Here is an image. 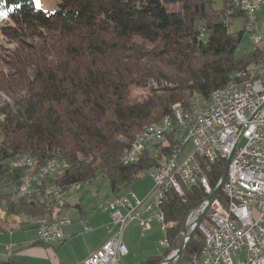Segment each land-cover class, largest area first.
Segmentation results:
<instances>
[{
	"label": "trees",
	"instance_id": "obj_1",
	"mask_svg": "<svg viewBox=\"0 0 264 264\" xmlns=\"http://www.w3.org/2000/svg\"><path fill=\"white\" fill-rule=\"evenodd\" d=\"M58 1V8L50 11L37 8L34 0H0V12L7 13L3 17L21 27L46 29L41 33L44 45L26 53L29 59H20L24 53L19 52L5 63L7 69H0V88L12 99L0 106V208L11 216L50 214L55 219L58 208L40 194L17 200L22 170L11 168L10 160L24 154L57 157L69 163L60 185H82L105 175L112 192L122 194L161 165V155L166 158L174 143L170 139L160 156L147 152L138 163L124 164L123 152L136 132L172 114L175 103L190 109L196 96L209 99L264 51L258 44L237 53L246 29L232 31L231 26L235 17L246 21L247 16L234 0ZM152 78L178 86L151 88L147 98L133 100L132 87L147 86ZM226 162L202 163L213 189ZM209 195L201 185L182 196L169 193L164 211L174 224L168 230V249L139 264H158L179 248L190 212ZM217 197L225 200L222 189ZM204 244L197 227L173 264H185ZM0 264L27 263L11 255L0 258Z\"/></svg>",
	"mask_w": 264,
	"mask_h": 264
},
{
	"label": "built area",
	"instance_id": "obj_2",
	"mask_svg": "<svg viewBox=\"0 0 264 264\" xmlns=\"http://www.w3.org/2000/svg\"><path fill=\"white\" fill-rule=\"evenodd\" d=\"M244 3L246 12L253 13L259 24V34H250L251 42L258 45L260 39H264V0H244ZM210 102L211 110H197L199 125L196 128L188 127L185 107L178 110L182 140L178 141L177 153L172 155L167 168L152 175V195L148 199H141L130 189L107 200L114 201V208H107V201L105 207L119 223V229L101 248L79 264H115L120 256L128 253L123 242L125 226L135 220L146 225L144 214L151 211L152 217L165 232L164 242L168 245V230L174 224L166 219L164 211L168 194L182 196L187 189L198 185L211 194L215 188L211 187L202 163L213 164L229 157L227 175L219 181L225 200L217 197L218 194L210 203L207 198L188 216L189 232L199 227L204 234L205 244L200 254L193 255L185 264H264V80L260 84H251L245 90L220 91L210 98ZM165 130H171V120L167 126H154L152 130L144 132L135 160L147 152L163 151ZM147 140H154L152 151H144ZM189 143L193 148L187 151ZM33 164H40L41 172H32L30 177H25V184L17 186L15 196L20 199L38 194L39 183L56 181L52 180V173H59L61 177L69 167L68 162H61L57 157L19 159L17 164H10V167H32ZM58 201L65 202V198ZM207 206L202 219L195 223ZM70 223L68 220H48L35 225L40 241L62 243L68 238L63 226ZM81 223L87 231L92 229L85 219H81ZM1 246L0 243V255ZM11 246L4 244L8 254H11ZM240 254L245 258L242 259Z\"/></svg>",
	"mask_w": 264,
	"mask_h": 264
},
{
	"label": "crops",
	"instance_id": "obj_3",
	"mask_svg": "<svg viewBox=\"0 0 264 264\" xmlns=\"http://www.w3.org/2000/svg\"><path fill=\"white\" fill-rule=\"evenodd\" d=\"M74 193L75 191L67 194V203L64 207H61V209L52 202L54 206L58 208V212H55V214H57L56 218L64 214L71 219L70 224L63 226V230L68 238L62 243H44L40 241L36 225L31 221L32 217H35V215L26 214L24 215L25 218H23V216L20 215L11 216L6 211L0 210V235H2L0 240L2 245L0 258L7 259L11 255H15L21 257L27 264H79L101 248L116 234L119 229V223L112 218L109 209H107L104 204H97L94 201H85L82 196L80 202L77 204L78 210L72 209L69 199ZM114 196L116 195L113 193L112 198ZM109 199H111V197ZM84 202L88 204L87 207L84 206ZM152 215L153 211L144 214L146 218V225L144 226L137 220L125 226L123 242L128 248V253L120 256L115 264H139L148 256L159 255L153 254L157 251V248H152L150 245L140 246L141 239L146 240L148 237L153 238L161 228L158 221L155 220ZM3 216H8V220ZM41 216L54 219L50 214ZM81 219H85L89 223L92 227L90 231L85 229V226L81 223ZM17 222H22V224L27 227L20 226L23 232L16 237L17 232L14 228L18 227V224H20ZM24 228H33L36 234L32 232L31 235L30 232H26ZM15 237L24 244L15 243L11 240V254H8L4 249V244L7 243L5 241ZM77 242H82L83 246L80 248L75 247Z\"/></svg>",
	"mask_w": 264,
	"mask_h": 264
},
{
	"label": "rangeland",
	"instance_id": "obj_4",
	"mask_svg": "<svg viewBox=\"0 0 264 264\" xmlns=\"http://www.w3.org/2000/svg\"><path fill=\"white\" fill-rule=\"evenodd\" d=\"M217 4L220 6L222 5V2L219 1ZM41 5H42L41 8L45 10L54 11L55 9L58 8L59 1L58 0H41ZM246 21H247V17H246ZM246 21H245L244 16L235 17L233 19V24L231 26L232 31L244 30V28L246 29V31L244 32L243 40L240 43L238 51H237L239 55H242L246 52H250L254 48V44L250 40L251 33L246 28L247 26ZM41 33L45 34L46 29L38 28L35 24H31L30 26L27 25V26L21 27L12 18L3 17L2 15H0V69H3V66L5 67L7 65L5 63L7 61H10V59H14V57L19 52L20 54L24 53L19 56L20 59H29L28 56L31 53V50L32 49L34 50L36 47L40 49L39 46H43L45 43V39H44L45 37H42ZM259 44L264 45L262 42H259ZM26 53H29V54H26ZM5 69H7V67H5ZM6 71L9 72L8 70ZM16 71H19V69L14 70V72ZM176 86H178L177 83H174L173 81H170L168 79L152 78L148 81L147 86H133L131 89V97L133 100L142 101L145 98H147L148 95H150L151 88L159 90V89L166 88V87H176ZM196 95L197 94L195 93L193 98ZM11 101H12L11 96L6 91L0 88V106L3 105L5 102H11ZM195 101L203 102L204 100H202L199 97L197 98L196 96ZM192 148H193V145L191 143H189L186 146L187 151L191 150ZM159 154L160 152H155V151L151 152L152 156H158ZM183 155H185V153ZM161 157H162L161 162H163L165 158L163 155H161ZM11 162L12 160H10L9 163ZM79 188H78L79 190L77 189V191L74 190L75 191L74 195H72V197L69 199L72 209L78 210L77 204L78 202H80L81 196L83 197V200L85 201H88V202L94 201L97 204L98 203L102 205L104 204V206L106 204V201L109 200L110 197L112 198L113 196V193L109 187L108 178L105 175H99L96 179L90 181L89 183L87 184L83 183L81 187ZM130 189H132L133 192L137 195V197L141 199L150 198V196L152 195V191L154 189V179L152 177L151 170H148L147 172L142 174L141 178H139ZM221 199H224V198H221ZM84 203H85L84 206L87 207L88 204L86 202ZM0 210L6 211L4 207H1ZM24 215L26 214H21L20 216H23V218H25ZM3 217H5V219L9 218L8 216H3ZM17 223H20V224H18V227L15 226L16 228H14V230H16L17 232L16 237L19 236V234L23 232L20 226L27 227L26 225L22 224V222H17ZM24 229L26 232H30L31 235H32V232L36 234L33 228H24ZM186 229H187V222H186V228L184 232L181 233L178 239L180 244L182 243ZM1 237L2 235H0V240H1ZM16 237L7 239V241H5L7 243L5 244H10L11 240L14 241L15 243H23L20 240H18ZM165 238H166V234L162 230V228H160L158 230V233L155 234L153 238L148 237L146 240L141 239L140 246L150 245L152 246V248H157V251L154 252L153 254L164 255L168 249V247L166 246L164 242ZM82 246H83L82 242H77L75 244V247L77 248H80ZM177 249L178 248L173 249L172 251L177 250ZM172 251L170 252V254L172 253ZM241 256L243 257L242 254H240V257ZM244 258L245 257H243L242 259ZM176 261H173L170 264L176 263ZM246 264H249V263H246Z\"/></svg>",
	"mask_w": 264,
	"mask_h": 264
},
{
	"label": "bare ground",
	"instance_id": "obj_5",
	"mask_svg": "<svg viewBox=\"0 0 264 264\" xmlns=\"http://www.w3.org/2000/svg\"><path fill=\"white\" fill-rule=\"evenodd\" d=\"M234 3L237 6H239L247 16V26H246L247 30L250 33L252 32V34H259V24L254 19L253 13L246 12L244 0H234ZM259 42H262L264 44V39H260ZM263 80H264V51L254 65L249 66L246 69H242L234 72L230 76L229 83L225 87L214 91L210 98H213V95L219 93L220 91L245 90L248 87H250L251 84H260V82ZM210 98L204 99L203 102L196 101L190 109H186V116L188 118L189 128H196L199 125V113L197 110L200 111L211 110ZM182 107L183 105L181 102L175 103L172 106V114H167L160 121L152 122L142 127L140 130H138L130 146H128L124 150L121 158L122 162L124 164H135L138 163L140 160H142L143 156L137 157V160H135V157L139 152V144L142 143L143 133L152 130L154 126H167L169 124V120H171V130L164 131V140H165V144L167 142H170L169 141L170 139L173 140L172 142L174 143L172 145V149L161 165L155 166L154 168L151 169V174L155 175L159 170L166 169L172 159V155L177 153L178 141L182 140V122H181V116L180 114H178V110H181ZM0 119H4V116H1ZM151 145H154V140H147L144 143V151ZM19 159L32 160L34 159V157L27 154L19 155L18 157L14 158L10 164H17ZM61 162H65V161L61 160ZM68 168L65 171H63L61 177H59V173H52V180H56V181L39 183L38 194L42 195L44 199L53 202L55 205H57V207L59 206L60 209L61 207L65 206V203H67L66 202L67 201L66 197L68 196L67 194L72 193V191L77 190L79 187H81V184H79L78 182L67 185H60L58 183V181L66 175ZM15 169L22 170L21 178L19 179L20 180L19 185H23L25 184V177H30L32 172H41V165L33 164L32 167L31 165H20L18 166V168ZM69 187H75V189H69ZM15 197L20 199L19 196H15ZM59 198H65V202L58 201ZM107 208H114V201H107ZM48 220H56V222H64L67 220L71 221V219L65 215L56 219H51L47 216H41V215L32 217L31 219V221L34 222L35 224L46 222ZM193 223L194 222L191 223L192 228L194 227Z\"/></svg>",
	"mask_w": 264,
	"mask_h": 264
},
{
	"label": "water",
	"instance_id": "obj_6",
	"mask_svg": "<svg viewBox=\"0 0 264 264\" xmlns=\"http://www.w3.org/2000/svg\"><path fill=\"white\" fill-rule=\"evenodd\" d=\"M229 162H230V157L227 159L226 167H225V170H224V173L222 175L221 180L225 179V177L227 175ZM220 189H221V182L217 185V187L214 189V191L208 197L209 203L216 197V195L219 193ZM207 208H208V206L206 207L204 212L196 219L195 223H199V221L202 219L204 213L206 212ZM194 231H195V228L192 229V231H190V232H189V228H187L185 231L184 238L182 240L180 247L177 250L172 251V253L170 255H168L167 257L162 259L158 264H170L171 262L178 260L179 257L183 254V251L187 245V242L189 241V239L192 236Z\"/></svg>",
	"mask_w": 264,
	"mask_h": 264
},
{
	"label": "snow or ice",
	"instance_id": "obj_7",
	"mask_svg": "<svg viewBox=\"0 0 264 264\" xmlns=\"http://www.w3.org/2000/svg\"><path fill=\"white\" fill-rule=\"evenodd\" d=\"M34 2H35V6H36L37 8H41V7H42V5H41V0H34ZM15 7H16V6H13L12 10H15ZM0 15H7V13H0Z\"/></svg>",
	"mask_w": 264,
	"mask_h": 264
}]
</instances>
